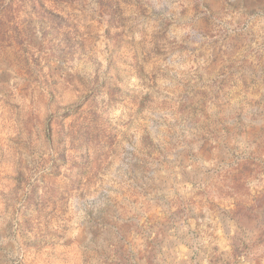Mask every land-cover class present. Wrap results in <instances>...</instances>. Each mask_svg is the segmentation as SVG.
<instances>
[{
    "label": "rangeland",
    "instance_id": "1",
    "mask_svg": "<svg viewBox=\"0 0 264 264\" xmlns=\"http://www.w3.org/2000/svg\"><path fill=\"white\" fill-rule=\"evenodd\" d=\"M0 264H264V0H0Z\"/></svg>",
    "mask_w": 264,
    "mask_h": 264
}]
</instances>
